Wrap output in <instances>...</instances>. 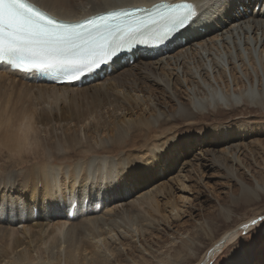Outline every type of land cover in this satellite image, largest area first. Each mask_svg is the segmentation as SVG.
I'll use <instances>...</instances> for the list:
<instances>
[{
	"label": "bare ground",
	"instance_id": "1",
	"mask_svg": "<svg viewBox=\"0 0 264 264\" xmlns=\"http://www.w3.org/2000/svg\"><path fill=\"white\" fill-rule=\"evenodd\" d=\"M160 1L177 2L130 0L148 8ZM71 2L85 7L80 12L65 15L66 19H83L95 12L92 7H87L91 0ZM191 2L196 3L197 0ZM245 17L251 19L240 23ZM259 17H264V0H231V6L206 25L202 35L211 33V39H204L194 47H185L157 61L152 57L134 55L133 61L118 64L111 74H106L103 79L97 76L91 85L85 84L84 87L76 86L80 82L53 85L40 80L39 74H24L0 65V82L2 79L14 81L27 86V89L30 85L66 93L84 94L89 91L96 95L98 91L116 90L117 87L112 86L113 78L124 79L129 72L144 76L151 86L160 89L156 88L160 91L157 96L156 90L155 95H137L136 92L134 96L117 91L125 103L132 102L141 109L138 108V113L110 110L106 116L115 122L113 130L104 124L105 121L103 123L101 115L93 112L94 104L93 107L91 105V113L75 104L72 106L75 125L61 116L64 123L58 122L57 126L63 132L62 141L66 148H59V137H53L59 146L52 148L56 149L52 152L53 157L64 162L59 169L58 190L50 192L35 182L28 185L0 183V264H16L24 257H27L28 264H109L111 260L115 264H131L129 253L142 254V248L151 246V240H156L154 233L157 229L172 222L194 200V195L186 190V182L179 179L194 168L195 164L191 166L187 161L192 153H195L194 160L198 164L205 162V168L218 169L221 177L228 181L222 184L226 188L221 189L220 194L229 195L234 200L235 196L227 188L237 187L240 195L246 196V203L260 202L264 194V162L258 160L254 153L259 151L264 155V142L248 145L247 141L258 125L264 134V122H261L264 101L258 99L253 103L248 96L250 91H255L258 97H264V21ZM232 24L236 27H229L223 35L216 34L217 27ZM83 79L87 81L88 78ZM58 96L61 98V94ZM96 96L99 98L101 95ZM220 96L227 101L226 105L215 102V98ZM232 97L239 98L240 103H234ZM103 106L101 101L100 107ZM166 107L170 109L168 114L161 110ZM92 115L95 118L93 124L89 122ZM106 122L110 123L109 120ZM174 123L185 129L178 132L179 136ZM201 123L206 128L204 136L201 140L196 137L190 141L189 125L199 126ZM49 138L47 141L50 143L52 139ZM198 140L206 144V148L199 153L194 152V148L190 151L189 146L199 145ZM93 159L107 161V166L98 163L97 169L103 167V170L97 172L95 179H88V163ZM120 161H127V167L121 169L124 174L121 183L112 184L105 177L111 164ZM77 166H81L78 179ZM129 178H132L131 186H126ZM174 188L181 193L179 201ZM174 194L176 198L172 196ZM162 196L165 198L160 201ZM161 202L162 209L159 206ZM73 205L76 216L70 220L68 213ZM241 225L223 235L213 247L214 253L205 263L199 264L208 263L222 247L235 240ZM221 241L224 243L217 249ZM231 258V264H238L241 252L234 253ZM244 258L256 261L252 249Z\"/></svg>",
	"mask_w": 264,
	"mask_h": 264
},
{
	"label": "snow or ice",
	"instance_id": "2",
	"mask_svg": "<svg viewBox=\"0 0 264 264\" xmlns=\"http://www.w3.org/2000/svg\"><path fill=\"white\" fill-rule=\"evenodd\" d=\"M230 6L231 0H197L196 3L177 0L176 3H158L151 8L140 7L130 0H91L87 7L95 9L94 14L70 20L64 16L80 12L85 6L71 0H0V65L20 73L40 74L52 83L80 82L76 86L84 87L91 85L97 76L103 79L111 74L118 64L131 61L134 55L157 61L211 39V33L202 35L206 25ZM248 19L251 17L243 18L240 23ZM258 19L264 21V17ZM229 27L236 25L217 27L215 32L223 35ZM248 96L253 103L258 99L264 101L255 91H250ZM231 99L240 103L237 97ZM215 102L227 104L222 96L216 97ZM98 163L107 166V161H89L88 179H95L97 172L103 170V167L97 169ZM126 167L127 161L113 162L105 179L112 184L121 183L124 175L121 169ZM80 172L81 166H77V179ZM131 179L126 186H131ZM34 182L56 192L60 187L59 170H50L46 177ZM17 183L29 184L18 181L16 174L4 182L7 185ZM68 216L69 219L75 216V205ZM258 225L264 226V216L242 224L239 234L246 238L250 229ZM241 248L238 264H264V244L260 246L258 261L244 258L250 249L244 241Z\"/></svg>",
	"mask_w": 264,
	"mask_h": 264
},
{
	"label": "rangeland",
	"instance_id": "3",
	"mask_svg": "<svg viewBox=\"0 0 264 264\" xmlns=\"http://www.w3.org/2000/svg\"><path fill=\"white\" fill-rule=\"evenodd\" d=\"M129 74L131 76H129ZM129 74H127V76L124 77V79H122L121 77H114L113 81H112V86L115 88L117 87L118 90L117 89L116 90L110 89L109 91H105V92L98 91V94L96 92V95H99V96L101 95L99 98H97V96L95 95V92H89V91H87L84 94L83 93H71V92L66 93V91L55 90L52 88L48 89L45 87H44V89H42L43 87L38 88V86H31L32 88L35 87L36 89H38V90H36V89L31 90L30 85L27 89V86H25L23 84H17L14 81L10 82L9 80L2 79V82H0V88H1L0 91L3 93L0 92V111H3L5 109H7L9 111L10 110L16 111V110H20L19 109L20 107H21V109L27 108V109L31 110V109L35 108L33 106L37 105L36 109H38L40 112V113L38 112V118H41L39 120L42 121V123H41V121L39 122V120H38V123H40L39 124L40 127L42 126L41 128L44 129L43 134H44V138H45V143L48 145L49 149L52 150L51 151V153H52V152H55L54 150H56V149H52V148H56L57 146H59L58 143H60V145H61V146H59L60 149H63L64 147L66 148V145H65L66 143L64 144V142L62 141L64 139V138L62 139V136H63L62 133L63 132H61L62 130H60L58 128V126L60 123H64L61 116L65 117L68 120V123H70V124L72 123L71 125H75V124H73V123H75V113H74L75 110H74V107H72V106H74V104L77 107H81V109H87L88 113L92 112V110H93L92 107L94 104L95 106L93 108L95 111H93V112H97L96 115H101L100 119L103 121V123L105 121L104 124L106 125V123H107V127L108 128L111 127L113 130L115 127L114 126L115 122L111 121L110 118L107 119L108 117L106 116V113H108V112H110V110H114V109H117V111H120V112H125V111L129 112L130 111L133 113H138V112H140L139 110L141 109L139 106L133 105L132 102L131 103L130 102L125 103V101L119 97L117 91L122 90L121 92H123L125 94H129V96L136 95V92H137V95L138 94L139 95H146V94L155 95V93H156V96H157V94H159L160 89L156 86L155 87L151 86L150 83H148V81L146 80V78L144 76L142 77V75L132 74L131 72H129ZM129 77H130V80H129ZM0 81H1V79H0ZM136 81H138L139 83ZM3 82L6 84H3ZM129 83H131V84H129ZM18 85L21 87V89H24V90H21ZM22 85L24 87H22ZM123 85H125V87ZM128 85H132V87L131 86L128 87ZM17 86H18V88H17ZM136 87H138V88H136ZM123 88H125V89H123ZM156 88L159 90H157ZM15 89H16V91H14ZM143 89H144V93H143ZM25 90H26V92H25ZM41 90L45 94L41 93L42 92ZM155 90H156V92H155ZM149 91L150 92L153 91V92H151V94H150ZM37 92H38V94H37ZM46 92H48V94ZM16 93L19 95H17ZM50 93H51V95H50ZM58 93H59V95L61 94V98L58 96ZM39 94L41 97L39 96ZM16 95L19 97H17ZM67 95L69 97H67ZM92 95H94V97H91ZM14 96H16V97L14 98ZM23 96H24V99H23ZM25 96H27L26 99L28 101L25 99ZM37 96H39L40 98ZM101 98H102V100H101ZM22 99L25 101H23ZM38 99H41V100L39 101ZM95 99L96 100L100 99V100L96 101ZM90 100H91V102H90ZM26 101H27V103H24ZM101 101H102V105H104L103 107H100ZM30 102H31V104H30ZM40 102H41V104H40ZM105 102H107V103H105ZM23 105L26 107H24ZM27 105H28V107H27ZM63 105L66 107H64ZM91 105H92V107H91ZM132 106H133V108H132ZM72 108H73V110H72ZM103 108H105V109L108 108V109L105 110ZM129 108H130V110H129ZM138 108H140V109H138ZM131 109H133V110H131ZM47 110L50 113L51 112L52 113L51 114L48 113ZM50 110H53V111H50ZM66 110H67V112H66ZM161 110L166 112L167 114L170 112L169 107L162 108ZM69 111L73 112V114ZM94 116H95V114H94ZM90 118H92V120ZM59 120H61L63 122H61ZM108 120L110 122L109 124H108V122H106ZM53 122H55V123L53 124ZM58 122H59V124H58ZM89 122L91 124L95 123V118H93V115L89 117ZM261 122H264V116H263V120H261ZM51 125H52V127L50 128ZM53 125L54 126L58 125V126L54 127ZM174 125L177 126L175 128L178 130L175 129V131L177 132V134L179 136L180 134L178 132L183 131L185 129L182 126H179L180 127L179 128L177 123H174ZM45 129H46V131H45ZM57 129H59V130H57ZM47 130H48V132H47ZM53 130L55 132H53ZM205 131H206L205 125L202 123L199 126L189 125V140L193 141L194 138H196V137L197 138L200 137V140H201V136H204L203 134L205 133ZM59 132H60L61 136L59 135ZM253 132H254V134H252L251 137L247 140L248 145L255 144L258 142L263 143L264 142V134L262 133V127H260V125H258L256 127V129L253 130ZM49 135H50V138H49ZM152 135H154V133H152ZM53 137L54 138L56 137V139L59 137L57 139L58 143H57V141H55L56 139H53ZM47 138H49V140L52 139V140H50V143L47 141L48 140ZM53 140H54V142H53ZM61 141L64 145L61 143ZM51 143H53V145ZM198 144L199 145H196L195 147L189 146L190 151H191V149L194 148V152L198 151V153H199L201 150H203L207 146L204 143L201 144V141H199V140H198ZM51 145H52V147H51ZM194 154L195 153H192V155L189 157V160H187V161H189L191 166H193L195 164L194 168H190V170L183 176L184 179H183V177L182 178L179 177L180 180L182 179L183 181L186 182L187 187H188L186 189V190H188L187 192L194 195V197H193L194 200L191 203L192 206L191 205L190 206L188 205V207L186 206L187 208L185 210L183 209V211H180L179 214H177V217H174L172 219V222L170 221V223L167 224L165 227L158 228L157 231L154 233L155 234L154 236H156L155 237L156 240H151V246H148L146 248H142V250H141L142 254L138 253V252H136L135 255H134V253H131V254L129 253L128 259L132 261L131 264H134V263L135 264L136 263L137 264H199V262L205 263V261L207 259H209V252L211 251V249L213 250V247L215 246V244L219 241V239L223 235H225L229 231L235 230L238 226H240L241 224H243L245 222H249V221L251 222V220H253V219H257L260 216H264V194L262 195V200L260 202L253 203V204L245 202L246 196L243 194L240 195L239 188H237V187L227 188L235 196L234 200L231 199V196H229V195L226 196L224 194H220L221 189L226 188V186H223L222 184H225L228 181L221 177L222 175L218 169L209 170L208 168H205L204 167L205 162L201 163V165L198 164V161L194 160L195 159L193 156ZM215 154L218 155V153H215ZM254 155L258 160L264 162V155L261 154L259 151H255ZM187 176H188V178H186ZM220 183H221V185H220ZM174 190H175V192L174 191L173 192L176 194L179 189L174 188ZM175 194L172 196L176 198ZM180 194L181 193H177V195H178L177 201H179V198L181 196ZM164 196H162V198L160 197L159 200L162 201V199L165 198ZM159 206H160V209L163 208L162 202H161V204H159ZM242 241H244V243L247 246H250L249 250L252 249L254 251V254L256 256L255 259H256V261H258L260 259V246H261V244H264V226L258 225L256 228L250 229L249 235L246 238L243 237L241 234H239V231H238L236 239L233 240L232 242L227 243L225 247H222V249L220 251H218V253L216 252L217 254L214 255L212 257V259L206 264H231L232 263L231 262V260H232L231 256L234 253L242 252V248H241V242ZM132 254L135 257L133 256V258H132ZM113 261L114 260H111V262L109 264H115V262H113Z\"/></svg>",
	"mask_w": 264,
	"mask_h": 264
},
{
	"label": "clouds",
	"instance_id": "4",
	"mask_svg": "<svg viewBox=\"0 0 264 264\" xmlns=\"http://www.w3.org/2000/svg\"><path fill=\"white\" fill-rule=\"evenodd\" d=\"M38 112L36 108L0 111V183L12 174L18 181L32 183L63 166L45 143ZM16 264H28L27 257Z\"/></svg>",
	"mask_w": 264,
	"mask_h": 264
},
{
	"label": "water",
	"instance_id": "5",
	"mask_svg": "<svg viewBox=\"0 0 264 264\" xmlns=\"http://www.w3.org/2000/svg\"><path fill=\"white\" fill-rule=\"evenodd\" d=\"M221 247H222V244H219V247L217 246V249H219V248H221ZM213 253H214V251H213V250H212V251H210V252H209V256H210V255H212Z\"/></svg>",
	"mask_w": 264,
	"mask_h": 264
}]
</instances>
